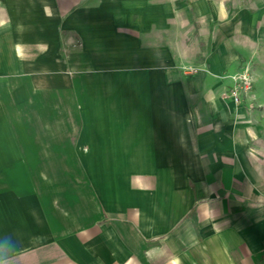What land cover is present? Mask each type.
I'll use <instances>...</instances> for the list:
<instances>
[{"label": "crops", "instance_id": "crops-1", "mask_svg": "<svg viewBox=\"0 0 264 264\" xmlns=\"http://www.w3.org/2000/svg\"><path fill=\"white\" fill-rule=\"evenodd\" d=\"M263 62L264 0H0L2 247L264 264V109L225 77Z\"/></svg>", "mask_w": 264, "mask_h": 264}, {"label": "built area", "instance_id": "built-area-1", "mask_svg": "<svg viewBox=\"0 0 264 264\" xmlns=\"http://www.w3.org/2000/svg\"><path fill=\"white\" fill-rule=\"evenodd\" d=\"M232 80L228 95L237 104L246 97H250L254 88V76L251 65L246 64L240 71L226 75Z\"/></svg>", "mask_w": 264, "mask_h": 264}, {"label": "rangeland", "instance_id": "rangeland-1", "mask_svg": "<svg viewBox=\"0 0 264 264\" xmlns=\"http://www.w3.org/2000/svg\"><path fill=\"white\" fill-rule=\"evenodd\" d=\"M252 73L254 76V88L253 92L251 94V98L253 95H255L254 101H257V104L262 106L264 109V62L259 65V74L255 73V70L252 69ZM256 92V94H255ZM3 238H1L0 246L2 247ZM19 254H16L15 256H18ZM14 256V257H15ZM12 264H18L15 261H12Z\"/></svg>", "mask_w": 264, "mask_h": 264}, {"label": "clouds", "instance_id": "clouds-1", "mask_svg": "<svg viewBox=\"0 0 264 264\" xmlns=\"http://www.w3.org/2000/svg\"><path fill=\"white\" fill-rule=\"evenodd\" d=\"M16 251L15 247H0V264H12Z\"/></svg>", "mask_w": 264, "mask_h": 264}]
</instances>
